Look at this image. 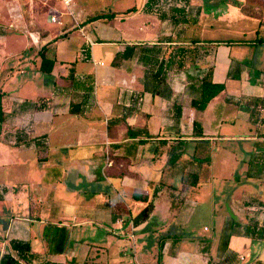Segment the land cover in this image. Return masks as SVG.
<instances>
[{"label":"crops","instance_id":"crops-1","mask_svg":"<svg viewBox=\"0 0 264 264\" xmlns=\"http://www.w3.org/2000/svg\"><path fill=\"white\" fill-rule=\"evenodd\" d=\"M191 2L111 3L101 12L115 15L95 20L100 12L77 4L65 29L26 20L25 27L0 34V50L22 48L0 52V90L12 101L0 130V258L16 255L10 240L17 238L31 247L23 264H127V252L134 264H264V41H258L264 20L254 16V38L234 49L232 42L201 37L202 10L214 5L221 11L223 0L198 1L194 19ZM57 3L48 4L49 22L60 21ZM127 45L136 46L135 54L114 63ZM43 56L54 61L50 72L40 68ZM161 62L164 83L154 76ZM21 63L26 77L15 76ZM234 63H240L239 79L228 76ZM209 67L225 89L200 110L191 102ZM7 81L26 87V94H10ZM25 113L26 137L8 135L11 124L22 126ZM238 121L251 123L254 134L233 132ZM240 138L250 145L238 177L239 158L218 163L213 147ZM178 140L187 143L170 164ZM25 164L26 181L6 172ZM185 171L198 174L195 184L183 178ZM228 182L247 190L217 206L216 188ZM200 207L217 219L218 234L206 225L196 231L191 221ZM156 247L149 262L146 251Z\"/></svg>","mask_w":264,"mask_h":264},{"label":"rangeland","instance_id":"rangeland-1","mask_svg":"<svg viewBox=\"0 0 264 264\" xmlns=\"http://www.w3.org/2000/svg\"><path fill=\"white\" fill-rule=\"evenodd\" d=\"M137 1V0H136ZM139 1V0H138ZM177 1L185 2V0H158L161 3V6L164 7L166 4H175ZM191 1V0H190ZM200 0H192V5H190L189 15L190 19H194L196 15H198L199 11L197 10V2ZM50 1L49 3H52ZM116 2V5H115ZM134 2V1H133ZM111 3L114 6H120L123 8L125 4H128V0H74V3L71 5L70 8H67L62 3H57L55 6L56 12L59 14L60 21L58 22H49L48 21V12L45 11L39 5L38 2L33 0H0V34H6L10 29L17 28L21 29L25 27L26 20H29L31 25L37 26L39 25L40 28L43 29H55L56 31L61 28L65 29L69 27L71 24L74 23V12L75 7L77 4L84 8L86 12L89 13H98L101 11H106L111 8ZM218 7V6H217ZM222 12L223 16L221 18L220 12L215 9L214 5L210 6L207 5L202 10L200 23L202 24L201 28V37L203 39H214L217 38L218 40H224L225 42H232L231 46L233 48H237L240 44L244 45L247 41L251 40L255 36V28L258 26V22L256 18H261L264 20V0H223L222 2ZM119 8V7H118ZM255 8V9H254ZM70 10L72 13H70ZM255 16V17H254ZM69 21L68 23L65 21ZM53 25H52V24ZM50 25V26H49ZM52 25V26H51ZM78 26H76L77 28ZM264 28V25H261ZM75 30V29H74ZM75 36V32L72 33ZM74 47V46H71ZM29 50V49H27ZM72 51L74 48L71 49ZM0 52L6 53H21L22 48L17 47V45H10L5 51L0 50ZM8 67H10V64ZM7 67V66H6ZM26 70V64L21 63L19 69L15 70L16 77H26L25 74H20V70ZM3 71H5L3 69ZM47 77V75L43 74ZM7 80V79H3ZM6 82V81H4ZM16 83L8 82L6 83V87L10 94L16 95H23L26 94V87L19 88L15 87ZM13 87L14 90H13ZM17 89V90H15ZM22 126L16 127L12 124L8 127V135L12 133H16L17 139L26 137V113L23 116ZM3 125V122H2ZM14 131V132H11ZM233 132H237L240 136H249V134H254V127L251 123L247 121H238L236 126L233 128ZM15 135V134H14ZM247 141L245 138L240 139H225L220 141L218 146L213 147V152L217 150V154L220 157L218 159V163H222L226 161L229 157L234 156L239 158V164L235 166V173L239 177L241 175V164H244L245 159L248 158L249 153H247ZM250 145V144H249ZM248 145V146H249ZM13 148H17L12 145ZM234 150L236 152L231 154ZM249 150V149H248ZM231 152V153H230ZM189 153V152H188ZM24 155V154H23ZM26 157V155H24ZM216 159H214L215 161ZM7 173H12V179H18L26 181V164L23 166H16V167H9L6 171ZM219 195L217 197V206L219 203L224 205L226 199L233 195L235 192L239 191L240 189L247 190V187H244L242 183H225L222 186H217L216 188ZM201 207L195 212L194 217L191 221L192 225L196 227V231L198 228H203L204 225L210 227L211 230L209 234L216 235L219 232V223L217 219H212L208 215H204L201 213ZM223 213V206L222 210ZM184 230L186 231L187 228H180L179 234L182 236L185 235ZM210 235V236H211ZM158 247L153 248V250L146 251V256L149 259V262L157 256ZM145 252V251H143ZM134 254L131 252H127V264H134ZM139 259L141 260L140 255H138ZM162 255H160V259ZM155 264V263H154Z\"/></svg>","mask_w":264,"mask_h":264},{"label":"trees","instance_id":"trees-1","mask_svg":"<svg viewBox=\"0 0 264 264\" xmlns=\"http://www.w3.org/2000/svg\"><path fill=\"white\" fill-rule=\"evenodd\" d=\"M39 5H41V4H39ZM41 7L43 9H45L46 12L49 11L48 6H42L41 5ZM109 15L114 16L115 12L114 13L100 12V13L92 16L90 18V20H95V19L106 17ZM198 40L199 39H191V41L193 43L197 42ZM258 41L262 42V41H264V38L258 37ZM45 48H46V45H44L42 47L40 52L43 53ZM135 49H136L135 45H133V46L127 45L123 51L118 52L116 54V57L114 59V63H117L116 59H118L120 57L128 58L130 56H133L135 54ZM53 63H54L53 60H48L46 57L43 56L40 68L43 71L50 72L52 67H53ZM48 65H49V67H48ZM154 76L160 82L164 83L166 75H165L164 68H163V62H161L160 67L154 73ZM228 76L231 78H236V79H239L241 77L240 63H234L231 65V67L228 71ZM224 89H225V83L214 81L213 69H212V67H209L207 69V71L205 72V74L200 78V84H199L200 94L198 97L192 99V102H191L192 107L200 109V110L205 109L207 107L208 103L214 97H216L220 92H222ZM164 95H166V96L171 95L170 87H168V86L165 87ZM11 106H12V101L5 99L4 93L0 90V130L2 127V122L5 119L6 110L9 109ZM176 109H177V113L181 112V106L180 105H176ZM194 128H195L196 135H202L203 134L201 124L198 121L194 122ZM130 131H131V129L129 128V134H132V132H130ZM186 143H187V141H185V140H178L175 143L174 150L169 155L168 163L174 164L179 160V158L181 157V154H182V150L186 146ZM195 158H197V157L194 156L193 159H191V161H193ZM183 178L185 180H187L188 182L195 184L197 182V179H198V174L195 172H192V171H189V172L185 171ZM148 206H151V203H149ZM229 222H234V221L230 220ZM236 224H239V223L237 222ZM230 236L231 235L227 231V225H226V226H224V230H223V245L224 246L228 245V240H229ZM10 246H11L12 250L16 251V255L12 254L11 252L4 253L0 258V264H23L20 260L22 258L26 257V255H25L26 253L30 252V250H31L30 243L26 240H23V239L13 238L10 240ZM160 255H161V252L159 254V259H160ZM45 264H62V263L47 262Z\"/></svg>","mask_w":264,"mask_h":264},{"label":"built area","instance_id":"built-area-1","mask_svg":"<svg viewBox=\"0 0 264 264\" xmlns=\"http://www.w3.org/2000/svg\"><path fill=\"white\" fill-rule=\"evenodd\" d=\"M33 1H38L42 4H46L47 6H48V4H50L49 3L50 1H53V2L58 1V2L62 3L63 5H65L67 8H70L74 2V0H33ZM70 12H71V10H70ZM51 19L54 21L57 20V16L55 13L51 15Z\"/></svg>","mask_w":264,"mask_h":264}]
</instances>
